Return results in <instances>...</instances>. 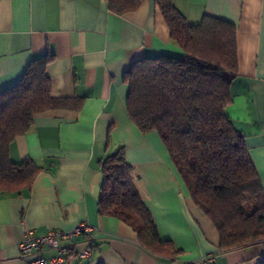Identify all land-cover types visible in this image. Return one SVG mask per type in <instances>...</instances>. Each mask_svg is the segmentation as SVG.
Returning a JSON list of instances; mask_svg holds the SVG:
<instances>
[{"label":"crops","instance_id":"1","mask_svg":"<svg viewBox=\"0 0 264 264\" xmlns=\"http://www.w3.org/2000/svg\"><path fill=\"white\" fill-rule=\"evenodd\" d=\"M172 2L189 23L206 15L236 27L237 72L225 113L243 134L264 189V0ZM46 53L53 55L46 67L51 95L73 104L35 114L10 144L13 162L31 159L41 169L28 188L0 194V264H24L17 244L26 231L41 235L78 222L93 229L75 237L65 264H190L202 255H212L214 264H259L264 240L220 251L215 226L193 202L158 133H142L129 120L125 72L144 56L183 55L154 0L124 14L112 12L107 0H0V92ZM119 146L159 237L179 250L173 261L146 250L130 226L99 211L100 162ZM87 243L91 260L77 253Z\"/></svg>","mask_w":264,"mask_h":264},{"label":"trees","instance_id":"2","mask_svg":"<svg viewBox=\"0 0 264 264\" xmlns=\"http://www.w3.org/2000/svg\"><path fill=\"white\" fill-rule=\"evenodd\" d=\"M154 1L170 41L183 55L144 56L125 72L129 120L142 133H158L193 202L215 226L221 252L264 240V189L243 134L225 113L237 72L236 27L206 15L189 23L172 0ZM141 2L107 0L116 14L131 12ZM52 59L48 53L33 57L20 79L0 92V194L28 188L41 169L31 159H10L13 139L29 130L35 114L73 104L51 95L46 67ZM100 171V213L130 226L137 242L152 254L173 261L179 250L159 237L122 146L104 157Z\"/></svg>","mask_w":264,"mask_h":264},{"label":"built area","instance_id":"3","mask_svg":"<svg viewBox=\"0 0 264 264\" xmlns=\"http://www.w3.org/2000/svg\"><path fill=\"white\" fill-rule=\"evenodd\" d=\"M92 227L86 222H78L69 230H50L45 234L35 235L26 231L24 238L18 242L17 248L24 264H65V259L73 251L75 237L89 235ZM52 250L50 257L43 255L42 251ZM81 258L91 260V244L77 252ZM190 264H214L212 255H202L196 262Z\"/></svg>","mask_w":264,"mask_h":264},{"label":"rangeland","instance_id":"4","mask_svg":"<svg viewBox=\"0 0 264 264\" xmlns=\"http://www.w3.org/2000/svg\"><path fill=\"white\" fill-rule=\"evenodd\" d=\"M259 240H261V239H259Z\"/></svg>","mask_w":264,"mask_h":264}]
</instances>
